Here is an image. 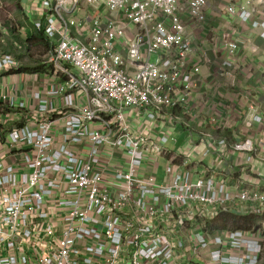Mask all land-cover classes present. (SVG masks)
<instances>
[{"label": "built area", "instance_id": "obj_1", "mask_svg": "<svg viewBox=\"0 0 264 264\" xmlns=\"http://www.w3.org/2000/svg\"><path fill=\"white\" fill-rule=\"evenodd\" d=\"M37 11L61 81L3 101L0 264H264V172L169 148L176 127L222 128L193 105L198 42L216 41L210 16H237L264 39V0H42ZM222 46L221 73L242 75L238 41ZM16 64L7 56L0 72ZM227 217L242 228L214 227Z\"/></svg>", "mask_w": 264, "mask_h": 264}, {"label": "crops", "instance_id": "obj_2", "mask_svg": "<svg viewBox=\"0 0 264 264\" xmlns=\"http://www.w3.org/2000/svg\"><path fill=\"white\" fill-rule=\"evenodd\" d=\"M209 30L213 33L210 37L214 36L216 41L213 46L209 42H198L204 48L207 59L197 78L193 105L201 111L205 119L217 116L222 128L217 131L211 125L199 123L192 134L181 126L176 127L169 148L177 151L187 144V155H192L195 160H202L206 167L218 169L223 163L224 168L221 171H226L233 165L237 174L244 167L264 172V164L261 163L264 159V126L251 120L254 115L251 111L253 105L256 112L264 116V39L261 37V30L242 23L237 16L214 14L209 18ZM226 38L238 41L236 59L246 68L242 72L243 76L238 75L232 79L223 74L226 70L221 73L225 50L222 41ZM36 68V71H23L0 77V104H4L3 101L7 98L28 103L34 93L41 92L46 95L60 84L61 80L54 76L46 61L36 63ZM49 100L60 105L54 98L49 97ZM183 133L186 135L184 142L172 139L174 135ZM221 138L226 139V147L216 145ZM172 140H176V144ZM245 140L252 141L255 150L249 153L236 152L233 144ZM248 157H251V165H246ZM161 177L159 175L158 179Z\"/></svg>", "mask_w": 264, "mask_h": 264}, {"label": "rangeland", "instance_id": "obj_3", "mask_svg": "<svg viewBox=\"0 0 264 264\" xmlns=\"http://www.w3.org/2000/svg\"><path fill=\"white\" fill-rule=\"evenodd\" d=\"M41 1L36 2L35 0H0V61L7 57L11 56L16 61V66L10 70L0 72V77H4L9 74L11 70H15L20 65L25 68H30L32 71L33 67L36 66V63H41L46 61L49 58V52L43 46H31L29 50H26L23 46V42H20L16 39V36L19 34L22 38H28L29 35L25 34L26 30L29 32H34V22L38 21L39 12L37 11L41 6ZM39 4V6H37ZM6 26L8 29H6ZM10 26L13 32H10ZM37 30V29H36ZM10 37L9 42L13 43V51H7L4 48L8 46V37ZM12 38V39H11ZM155 58H153V61ZM10 109H6L3 104H0V115L9 113ZM13 124L10 123L4 131H7L11 128ZM1 134V131H0ZM176 138L177 140L184 142L186 135L176 134L172 139ZM181 145V143L179 144ZM176 147V145H174ZM178 147V146H177ZM166 168V164L162 163L159 169V173H163ZM234 217H227L223 220H220L218 224H215L214 227H219L220 225H232L236 227Z\"/></svg>", "mask_w": 264, "mask_h": 264}, {"label": "trees", "instance_id": "obj_4", "mask_svg": "<svg viewBox=\"0 0 264 264\" xmlns=\"http://www.w3.org/2000/svg\"><path fill=\"white\" fill-rule=\"evenodd\" d=\"M6 29H8V27L6 26ZM10 32L12 33L13 30L10 26ZM25 34H28L29 37L28 38H22L21 35H17L16 36V39L15 40H18L20 42H23L24 44V48L26 50H29L31 46H43L44 48H46L48 51H52L53 50V44L52 42L45 36L44 34V30L41 29V30H36L34 32H29L28 30H26ZM8 37V36H6ZM11 37V36H10ZM10 37H8V46L5 47L4 49L7 50V51H13V48H14V41L13 43H10L9 40H10ZM12 39V38H11ZM44 67V66H43ZM31 69L30 68H25V67H22L21 65L15 69V70H11L10 72L8 73H21L23 71H30ZM38 70L35 67H33L32 71H36ZM5 129V128H4ZM234 224L236 227H240L242 228V223H241V220L240 219H236L234 221Z\"/></svg>", "mask_w": 264, "mask_h": 264}]
</instances>
